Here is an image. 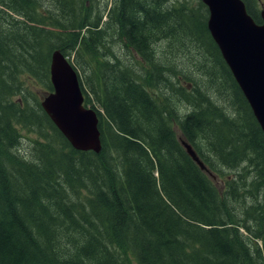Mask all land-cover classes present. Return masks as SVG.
Masks as SVG:
<instances>
[{"label": "trees", "instance_id": "1", "mask_svg": "<svg viewBox=\"0 0 264 264\" xmlns=\"http://www.w3.org/2000/svg\"><path fill=\"white\" fill-rule=\"evenodd\" d=\"M49 1L52 10L44 0H0V264H264V139L202 2L160 10L166 0H118L100 25L94 0ZM241 1L260 24L264 0ZM6 9L22 20L10 23ZM172 30L209 54L225 109L205 93L215 73L204 67L205 92L188 90L156 55ZM109 36L140 58L139 73L119 63ZM55 50L74 54L83 72L84 82L71 64L98 117V154L74 150L25 83L52 91ZM177 103L191 110L178 114ZM174 126L222 189L187 156ZM24 131L35 136V162L16 151Z\"/></svg>", "mask_w": 264, "mask_h": 264}, {"label": "water", "instance_id": "2", "mask_svg": "<svg viewBox=\"0 0 264 264\" xmlns=\"http://www.w3.org/2000/svg\"><path fill=\"white\" fill-rule=\"evenodd\" d=\"M202 2L208 11L206 27L210 37L248 103L264 139V7L258 24L241 0ZM49 74L52 91L43 96L40 107L74 150L100 153L96 111L83 105L77 73L59 50L50 56ZM179 142L199 169L214 179L192 145L181 137Z\"/></svg>", "mask_w": 264, "mask_h": 264}, {"label": "rangeland", "instance_id": "3", "mask_svg": "<svg viewBox=\"0 0 264 264\" xmlns=\"http://www.w3.org/2000/svg\"><path fill=\"white\" fill-rule=\"evenodd\" d=\"M144 2V4H148V0H139ZM151 2L158 3L161 0H149ZM118 0H94V6L98 8L101 11V21L100 25L107 23V12L111 10L114 7V4L117 3ZM202 2V0H166L165 5L160 6V10H165L169 6L174 7H181V8H190L194 10H198V3ZM44 5H47L49 10H52V3L49 0H44ZM203 4V2H202ZM204 5V4H203ZM205 6V5H204ZM264 7V4L261 2H257V9L258 11L261 10V8ZM206 8V6H205ZM207 9V8H206ZM6 11L9 13L11 18L13 20L10 21V23H13L15 20H22V18H19L16 14L9 12L7 9ZM2 16L5 17V14L2 13ZM132 16H134V12H132ZM206 16H208V11L206 10ZM135 17V16H134ZM11 18H8L9 20ZM7 21L5 22V24ZM176 23V22H175ZM178 26V25H177ZM179 27V26H178ZM178 27H174V29H178ZM99 27L98 29H100ZM104 36H108V34H104ZM108 40L111 42V48L112 53L115 55V57L118 58L119 63H121L124 66H129L132 68V70L136 73H139L142 69L141 60L138 56H136L134 53L130 51V49H126L122 42H119L118 39L115 37H110ZM119 43H118V42ZM155 53L163 62H167L169 66H174V69L179 72L177 76L179 77V82L186 86L188 90L193 89L195 85H197L201 91H204L203 85H204V79L202 76V69L204 67L208 68L209 71L212 73H215V76L217 78V84L214 88L208 90L206 93V96L208 99L216 104L217 106H220L221 108L225 109V106H228L224 104L225 100V90L222 87V80L221 76L218 74V70L214 69L212 66L208 65L209 60L205 58L206 56H209V54L204 53V50H199L196 45H194L191 41H189L188 37L182 32V31H176L172 30L171 35L169 37V41H163V42H156L154 45ZM205 54V57H204ZM67 58V57H66ZM106 59H108L111 62L115 61V58L113 56H108ZM67 61L72 64L74 67H76V70L78 72L79 78L82 82H84L83 79V72L80 70L79 66L75 62V56L74 54L69 57V60L67 58ZM211 63V58H210ZM187 77V80H184L183 78ZM177 77L173 78V81L177 84L176 81ZM26 85H28V89L30 90L31 94L36 99H41L45 95L46 89H44L42 86L36 84V82L26 81ZM115 88V87H114ZM168 93V92H167ZM90 108V107H89ZM178 108V114H184L186 112H189L191 109L186 105V103H177ZM174 131L176 134V137L178 138L180 136V132L177 129L176 126H174ZM22 139L19 141V145L16 148V151L18 152V155L26 161L35 162V153H34V145L33 140H35V136L31 133H27L26 131L22 132ZM203 147V146H202ZM205 148L201 151L204 153ZM224 179H229L231 177V173L229 171L223 170ZM235 174H232L234 176ZM212 179V181L215 183V185L222 189L224 186V183L221 180H218L216 176ZM239 231L244 235L248 236L247 232H245L243 229H239ZM260 246V241L257 242ZM135 264V262H133Z\"/></svg>", "mask_w": 264, "mask_h": 264}]
</instances>
